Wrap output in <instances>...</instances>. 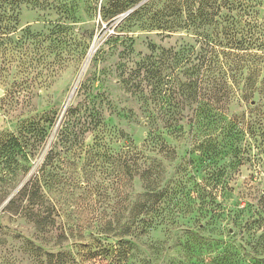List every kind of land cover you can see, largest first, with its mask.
<instances>
[{
	"label": "rangeland",
	"instance_id": "374dc122",
	"mask_svg": "<svg viewBox=\"0 0 264 264\" xmlns=\"http://www.w3.org/2000/svg\"><path fill=\"white\" fill-rule=\"evenodd\" d=\"M107 5L0 7V264H264V60L224 110L248 125L238 142L185 123L168 133L156 111L186 103L151 104L137 70L192 36L154 29L149 12L122 18L135 4L106 16ZM254 7L264 22V0ZM210 34L200 31L197 51ZM152 128L175 154L148 142ZM144 166L163 193L151 208L135 175Z\"/></svg>",
	"mask_w": 264,
	"mask_h": 264
},
{
	"label": "trees",
	"instance_id": "16d2710c",
	"mask_svg": "<svg viewBox=\"0 0 264 264\" xmlns=\"http://www.w3.org/2000/svg\"><path fill=\"white\" fill-rule=\"evenodd\" d=\"M7 1L17 3L24 0H0V7ZM107 1L108 5L104 9L106 16L142 2ZM254 4L256 5V0H148L129 14L127 20L149 12L154 29L168 36L179 31L192 36L193 44L182 45L177 52L166 53L162 50L161 53L168 57H160L159 61L146 66L145 76L141 75V68L137 70L138 92L149 93L151 104L170 105L177 97L181 98L178 103H186L176 110L158 108L155 114L163 123V130L175 133L181 129L180 124L184 123L198 129L218 130L224 136L225 145L235 144L245 134V127L248 125L227 116L224 110L232 95V88L242 80L245 91L246 86L252 83V77L257 71L256 65L264 60V52H258L259 48L264 49V22L257 20L259 12L255 10ZM223 9L229 15L222 16ZM205 29L211 30L208 38H203L208 51L199 52L194 46L200 42V31ZM155 50L157 49L152 46V51ZM169 59L182 69L183 72L177 75L181 76L180 79L168 73V69H172L168 64ZM245 70L248 72L247 77H243ZM142 82L146 83L145 87L140 86ZM169 93L174 97L173 101L168 98ZM241 100H246V96L242 95ZM155 131L156 129H151L148 142L155 146L160 143L158 151L166 158L175 154ZM236 154L238 151L234 150V155ZM135 175L144 185L146 199L143 207H147V201L151 204L150 208L157 206L163 197L162 192H154V181L158 174L151 167L144 166ZM25 193L28 204L38 208L43 200L39 190L32 187Z\"/></svg>",
	"mask_w": 264,
	"mask_h": 264
},
{
	"label": "water",
	"instance_id": "95a60500",
	"mask_svg": "<svg viewBox=\"0 0 264 264\" xmlns=\"http://www.w3.org/2000/svg\"><path fill=\"white\" fill-rule=\"evenodd\" d=\"M148 0H144L142 2H140L138 5H136L134 8L130 9L129 11H127L126 13H124L121 17H125L127 15H129L131 12H133L136 8H138L139 6L143 5L144 3H146Z\"/></svg>",
	"mask_w": 264,
	"mask_h": 264
},
{
	"label": "bare ground",
	"instance_id": "6f19581e",
	"mask_svg": "<svg viewBox=\"0 0 264 264\" xmlns=\"http://www.w3.org/2000/svg\"><path fill=\"white\" fill-rule=\"evenodd\" d=\"M91 52H90V55L88 56V58H87V60H86V62H85V64H84V67L87 65V63H88V60H89V58H90V56H91Z\"/></svg>",
	"mask_w": 264,
	"mask_h": 264
}]
</instances>
